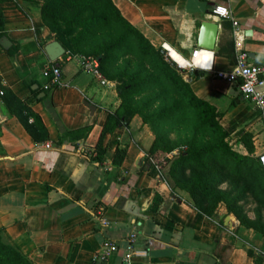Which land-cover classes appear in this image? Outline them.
<instances>
[{
  "label": "crops",
  "instance_id": "1",
  "mask_svg": "<svg viewBox=\"0 0 264 264\" xmlns=\"http://www.w3.org/2000/svg\"><path fill=\"white\" fill-rule=\"evenodd\" d=\"M114 2L154 46L170 51L173 61L185 65L199 50L198 68L182 70L195 93L217 107L222 125L232 134L244 128L263 137L253 103L218 76L234 64L235 34L232 19L215 15L213 9L223 5L231 10L242 30L240 45L252 63L263 66L264 0ZM41 5L42 0L1 4L11 44L0 45V86L24 100L50 135L36 141L0 94L4 238L33 264H93L108 240L119 245L112 263L121 264L132 233L137 234L134 264H264L262 234L240 225L224 205L215 217L200 212L186 192L172 191L160 170L146 164L154 133L141 116L107 134L103 159H95L106 118L120 104L117 83L102 84L85 73L78 57L49 58L45 46L58 39L44 22ZM204 21L218 24L213 49L198 44ZM51 63L61 65L69 86L44 89L42 70ZM86 123L93 124L86 138L58 142L66 129ZM124 143L126 156L115 165L117 147ZM103 220L109 224L104 226Z\"/></svg>",
  "mask_w": 264,
  "mask_h": 264
},
{
  "label": "trees",
  "instance_id": "2",
  "mask_svg": "<svg viewBox=\"0 0 264 264\" xmlns=\"http://www.w3.org/2000/svg\"><path fill=\"white\" fill-rule=\"evenodd\" d=\"M5 1L0 0V45L7 36L1 7ZM41 14L67 53L98 58L102 74L117 83L120 104L106 118L96 146L97 161L106 152L105 136L118 126L129 127L139 115L154 133L145 162L160 170L172 191L186 192L190 204L210 217L224 205L240 225L264 236V168L254 155L252 133L244 128L237 131L248 154L237 151L217 107L195 93L183 69L165 49L154 46L114 0H42ZM0 91L9 112L36 141L49 138L48 128L24 100L8 87L0 86ZM164 126L172 128L170 132L176 129L178 137L172 138ZM92 128L86 123L66 129L58 142L86 138ZM127 149L128 143L117 147L115 165L122 164ZM155 199L159 200L158 194ZM250 199L256 204L254 217L246 205ZM3 230L0 227V264H33L4 238Z\"/></svg>",
  "mask_w": 264,
  "mask_h": 264
},
{
  "label": "built area",
  "instance_id": "3",
  "mask_svg": "<svg viewBox=\"0 0 264 264\" xmlns=\"http://www.w3.org/2000/svg\"><path fill=\"white\" fill-rule=\"evenodd\" d=\"M213 13L222 18H231L234 26L235 34V48L236 56L232 67L229 70L219 71L218 76L226 80L230 85H234L239 88L241 93L253 103L255 109L258 111V119L262 123L263 134L253 135V143L255 145V155L258 157L259 162L264 168V65H257L249 60V55L244 51L240 45V30L239 21L232 15L231 10L227 6L216 5L213 9ZM198 51L192 55L191 59L187 61L185 65H181L177 61V66L181 69H194L198 68L195 58L198 55ZM69 55L68 59L78 57L80 59V65L82 70L98 78L102 84L109 83V80L102 74L100 70L99 59L93 56H85L79 54L66 53ZM167 56L171 58L170 51H167ZM172 59V58H171ZM42 74L46 81L43 85L45 90H54L60 87H67L69 83L64 79L62 67L60 64L51 63L44 67ZM2 94L3 92L0 91ZM33 119V118H31ZM50 147L51 144L47 143ZM104 226L109 224L108 221L103 220ZM136 233H132L129 236V244L123 255L121 264H134V255L138 252L134 248V242L136 240ZM119 250V245L116 241L108 240L104 243L101 250L94 256L93 264H113L111 261Z\"/></svg>",
  "mask_w": 264,
  "mask_h": 264
},
{
  "label": "water",
  "instance_id": "4",
  "mask_svg": "<svg viewBox=\"0 0 264 264\" xmlns=\"http://www.w3.org/2000/svg\"><path fill=\"white\" fill-rule=\"evenodd\" d=\"M218 35V24L211 21H204L199 35V46L206 49H213L216 45V39ZM1 44L8 48L11 41L8 37H4L1 40ZM45 50L52 61H57L59 58L66 54V47L59 41L53 40L45 46ZM86 103L94 109V106L89 101Z\"/></svg>",
  "mask_w": 264,
  "mask_h": 264
},
{
  "label": "rangeland",
  "instance_id": "5",
  "mask_svg": "<svg viewBox=\"0 0 264 264\" xmlns=\"http://www.w3.org/2000/svg\"><path fill=\"white\" fill-rule=\"evenodd\" d=\"M191 126H192V124H191V122H188V131H190V129H191ZM165 130L166 129H168L169 130V133H170V135H171V137L172 138H177L178 137V131H176V129H174V131H172V132H170V130L172 129V128H167L166 126H164L163 127ZM244 138L238 133V132H236V133H233V134H231L230 136H228V140H229V142H230V144L237 150V151H239V152H241V153H245V154H248V150H247V147L245 146V143H244V140H243ZM254 155H255V153H254ZM256 156V155H255ZM247 208H248V210H249V213H250V215L251 216H253L254 217V215H255V213L253 212V209H254V207H255V202H253V200L252 199H250V200H248L247 201ZM221 206H223V205H221ZM219 210V209H218Z\"/></svg>",
  "mask_w": 264,
  "mask_h": 264
}]
</instances>
